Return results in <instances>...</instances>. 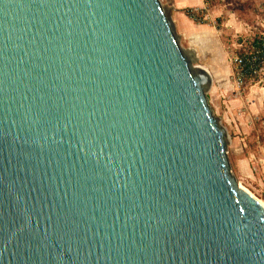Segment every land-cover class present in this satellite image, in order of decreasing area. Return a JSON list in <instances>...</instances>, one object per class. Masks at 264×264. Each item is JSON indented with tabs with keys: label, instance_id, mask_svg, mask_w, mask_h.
I'll use <instances>...</instances> for the list:
<instances>
[{
	"label": "water",
	"instance_id": "95a60500",
	"mask_svg": "<svg viewBox=\"0 0 264 264\" xmlns=\"http://www.w3.org/2000/svg\"><path fill=\"white\" fill-rule=\"evenodd\" d=\"M178 42L158 0H0V264H264Z\"/></svg>",
	"mask_w": 264,
	"mask_h": 264
},
{
	"label": "rangeland",
	"instance_id": "374dc122",
	"mask_svg": "<svg viewBox=\"0 0 264 264\" xmlns=\"http://www.w3.org/2000/svg\"><path fill=\"white\" fill-rule=\"evenodd\" d=\"M158 1L179 47L211 74L207 102L230 140L226 151L235 181L264 206V68L239 85L232 62L253 40L264 39V0H206L202 14L189 12L199 21L178 14L174 0Z\"/></svg>",
	"mask_w": 264,
	"mask_h": 264
},
{
	"label": "built area",
	"instance_id": "2783aa9c",
	"mask_svg": "<svg viewBox=\"0 0 264 264\" xmlns=\"http://www.w3.org/2000/svg\"><path fill=\"white\" fill-rule=\"evenodd\" d=\"M235 65V81L237 84L247 78L258 76L264 68V46L254 47L248 52L234 56L232 60Z\"/></svg>",
	"mask_w": 264,
	"mask_h": 264
},
{
	"label": "crops",
	"instance_id": "0c3cea01",
	"mask_svg": "<svg viewBox=\"0 0 264 264\" xmlns=\"http://www.w3.org/2000/svg\"><path fill=\"white\" fill-rule=\"evenodd\" d=\"M206 0H174V8L180 10V14L183 18L187 19L185 10L187 9H203ZM184 11V12H183Z\"/></svg>",
	"mask_w": 264,
	"mask_h": 264
},
{
	"label": "trees",
	"instance_id": "16d2710c",
	"mask_svg": "<svg viewBox=\"0 0 264 264\" xmlns=\"http://www.w3.org/2000/svg\"><path fill=\"white\" fill-rule=\"evenodd\" d=\"M189 12H199L200 14H202L201 9H187L185 10V14L187 17L192 18L194 21H199L196 17H194V15H191ZM198 13V16H200V14ZM264 46V39L263 38H259L257 40H253L250 49L254 48V47H260V46ZM249 78V77H247Z\"/></svg>",
	"mask_w": 264,
	"mask_h": 264
},
{
	"label": "bare ground",
	"instance_id": "6f19581e",
	"mask_svg": "<svg viewBox=\"0 0 264 264\" xmlns=\"http://www.w3.org/2000/svg\"><path fill=\"white\" fill-rule=\"evenodd\" d=\"M192 55H194V53L193 52H190Z\"/></svg>",
	"mask_w": 264,
	"mask_h": 264
}]
</instances>
